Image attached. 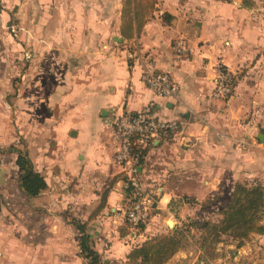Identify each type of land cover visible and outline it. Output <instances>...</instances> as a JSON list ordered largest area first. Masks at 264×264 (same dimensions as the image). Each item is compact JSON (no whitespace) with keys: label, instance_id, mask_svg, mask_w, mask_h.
I'll list each match as a JSON object with an SVG mask.
<instances>
[{"label":"crops","instance_id":"crops-1","mask_svg":"<svg viewBox=\"0 0 264 264\" xmlns=\"http://www.w3.org/2000/svg\"><path fill=\"white\" fill-rule=\"evenodd\" d=\"M149 1L125 15L126 0H34L21 26L0 28V264H89L84 237L100 264H138L137 247L226 208L237 184L264 186L258 13L239 1L199 0L189 12L185 0ZM148 63L176 96L147 87ZM218 64L231 73L227 97L217 96ZM152 103L179 132L154 139L135 168L157 202L140 228L126 219L114 122ZM20 152L45 177L38 196L21 188ZM263 242L251 234L230 262L262 264ZM187 257L181 249L165 264Z\"/></svg>","mask_w":264,"mask_h":264},{"label":"built area","instance_id":"built-area-1","mask_svg":"<svg viewBox=\"0 0 264 264\" xmlns=\"http://www.w3.org/2000/svg\"><path fill=\"white\" fill-rule=\"evenodd\" d=\"M183 42L178 43L181 51ZM219 73L217 96L227 97L231 93L230 72L221 64L216 66ZM143 82L155 94L173 97L178 93L177 85L167 73L157 72L152 63H148L142 75ZM115 137L119 147L116 151V161L128 167L129 176L124 180V189L128 192V207L126 219L134 226L149 221L157 202L151 191L137 177L135 168L143 158L144 149L154 139L160 137H175L179 132L177 121H164L154 113V104H149L139 112H126L115 119Z\"/></svg>","mask_w":264,"mask_h":264},{"label":"trees","instance_id":"trees-1","mask_svg":"<svg viewBox=\"0 0 264 264\" xmlns=\"http://www.w3.org/2000/svg\"><path fill=\"white\" fill-rule=\"evenodd\" d=\"M135 4V3H134ZM133 10V9H132ZM19 166L21 188L29 196H38L47 187L45 177L33 168L27 153L20 152L17 158ZM264 213V186H248L237 184L229 206L221 210L222 218L207 226L208 235L201 239L203 249L207 244L218 243L225 236L239 241L242 245L253 232L264 234V225L259 224L261 214ZM148 222V221H147ZM140 224V228L147 223ZM212 227L209 234V228ZM184 229H176L171 234L161 235L146 241L137 247L131 258L138 264H165L184 246ZM211 238V239H210ZM88 237L82 240V248L89 264H100L97 253L88 244ZM208 245V247H209ZM209 254L207 249H204Z\"/></svg>","mask_w":264,"mask_h":264},{"label":"rangeland","instance_id":"rangeland-1","mask_svg":"<svg viewBox=\"0 0 264 264\" xmlns=\"http://www.w3.org/2000/svg\"><path fill=\"white\" fill-rule=\"evenodd\" d=\"M124 2V10L123 13L125 15H129L132 12V9H142L145 10L149 4V0H126ZM199 0H185L183 6L187 8L189 12V8L194 5H203L198 2ZM225 2L233 3L234 1H239L241 4L245 5V7L250 8L251 10L256 11L259 17V21L261 26L264 27V0H221ZM134 2V3H132ZM34 0H0V28L6 29L9 32H12L14 28H18L21 23L20 16L23 15V12L26 13L28 18L31 17L30 13L33 10ZM105 4H103V10H105ZM21 26V25H20ZM205 214V215H203ZM221 211H215L214 214L209 215L208 212H200L198 218L197 217H188L185 224L181 227L184 229L183 232V248L185 250L188 257L187 260L191 261V263L198 262L197 264H232V252L237 251L238 241L233 240L230 236H225L222 241L218 243H211V245L207 244V249L209 254H206L202 244L201 239L204 236L208 235L207 226L218 222L222 217ZM259 224L264 225V213L261 214V218ZM213 228H209V234ZM171 230V229H170ZM164 235L171 234L173 231H165ZM256 233V232H254ZM253 234V232L251 233ZM250 234V235H251ZM259 234V233H257ZM162 235V234H161ZM160 235V236H161ZM209 236V235H208ZM249 238V237H248ZM247 238V239H248ZM211 239V238H210ZM209 245V247H208ZM260 251L258 256L264 257V242L262 245L258 244L257 247ZM202 250L206 255L203 258H199L198 260H194L195 251L199 252ZM190 252H194L192 256H190ZM257 255V254H256ZM195 261V262H194ZM203 261V262H202ZM253 262V261H251ZM233 264H237V262H233ZM245 264H253L248 260L245 261ZM264 264V262L262 263Z\"/></svg>","mask_w":264,"mask_h":264},{"label":"water","instance_id":"water-1","mask_svg":"<svg viewBox=\"0 0 264 264\" xmlns=\"http://www.w3.org/2000/svg\"><path fill=\"white\" fill-rule=\"evenodd\" d=\"M169 224H170V226H173V225H171V221H170V223H169Z\"/></svg>","mask_w":264,"mask_h":264}]
</instances>
